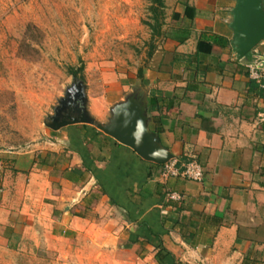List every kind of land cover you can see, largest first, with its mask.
<instances>
[{
  "label": "crops",
  "instance_id": "crops-1",
  "mask_svg": "<svg viewBox=\"0 0 264 264\" xmlns=\"http://www.w3.org/2000/svg\"><path fill=\"white\" fill-rule=\"evenodd\" d=\"M165 1L162 36L89 86L88 111L108 123L144 87L151 127L204 180H162L163 166L90 125L0 149V264L27 261L25 247L44 264H264V92L247 69L264 42L238 59L237 0Z\"/></svg>",
  "mask_w": 264,
  "mask_h": 264
},
{
  "label": "rangeland",
  "instance_id": "rangeland-1",
  "mask_svg": "<svg viewBox=\"0 0 264 264\" xmlns=\"http://www.w3.org/2000/svg\"><path fill=\"white\" fill-rule=\"evenodd\" d=\"M151 18L148 0H0V149L41 142L75 81L96 89L129 60L141 64ZM81 68L84 80L70 75ZM20 255L44 264L41 249Z\"/></svg>",
  "mask_w": 264,
  "mask_h": 264
},
{
  "label": "water",
  "instance_id": "water-1",
  "mask_svg": "<svg viewBox=\"0 0 264 264\" xmlns=\"http://www.w3.org/2000/svg\"><path fill=\"white\" fill-rule=\"evenodd\" d=\"M233 16L232 48L239 60H245L264 42V1L237 0ZM151 121L149 91L144 87L134 88L124 101L111 109L109 122L100 123L88 111L87 86L83 81H75L45 125L52 131L75 125L93 126L135 151L145 161L163 166L175 156L151 129Z\"/></svg>",
  "mask_w": 264,
  "mask_h": 264
},
{
  "label": "built area",
  "instance_id": "built-area-1",
  "mask_svg": "<svg viewBox=\"0 0 264 264\" xmlns=\"http://www.w3.org/2000/svg\"><path fill=\"white\" fill-rule=\"evenodd\" d=\"M250 78L258 83L261 90L264 92V57H256L255 60L248 64ZM205 174L203 167L197 162L181 164L176 160L163 165L160 174L162 180H170L173 178H185L193 182H202ZM173 200H179L176 195L171 197Z\"/></svg>",
  "mask_w": 264,
  "mask_h": 264
},
{
  "label": "trees",
  "instance_id": "trees-1",
  "mask_svg": "<svg viewBox=\"0 0 264 264\" xmlns=\"http://www.w3.org/2000/svg\"><path fill=\"white\" fill-rule=\"evenodd\" d=\"M148 1L150 2V12L152 14L151 22L148 25L150 26V29L153 32V38H155L156 36L161 37L162 29L163 26L165 25V20H166V9H167L166 1L165 0H148ZM251 55L252 53L249 54L247 58H250ZM83 72H84L83 68L79 70H72L70 75L74 78H79V76L81 75L82 80H84L85 78L83 76ZM138 78L140 79V81L144 82L143 70H139ZM154 104H155V99L152 97L149 104L150 115H152L154 112ZM151 129L154 132H156L158 135L160 134V132L154 127H151ZM184 162H187V160H184ZM181 164L182 163H180V165Z\"/></svg>",
  "mask_w": 264,
  "mask_h": 264
}]
</instances>
